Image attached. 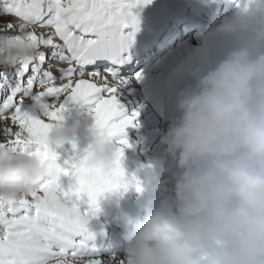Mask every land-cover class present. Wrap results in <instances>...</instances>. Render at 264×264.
Listing matches in <instances>:
<instances>
[{
  "label": "clouds",
  "instance_id": "9594fccd",
  "mask_svg": "<svg viewBox=\"0 0 264 264\" xmlns=\"http://www.w3.org/2000/svg\"><path fill=\"white\" fill-rule=\"evenodd\" d=\"M231 19L215 31L253 36L230 50L214 67L194 74L195 83L178 97V117L161 138L170 159L166 181L152 163L137 175L150 197L143 215L123 229L121 264H264V5L255 24L241 25L258 0H236ZM11 43L0 38V65L14 67L37 55L26 32ZM38 107V106H37ZM86 123V122H85ZM90 153L83 164L86 187L111 174L117 143L87 124ZM77 120L57 121L47 135L58 151L76 144ZM50 179L48 166L27 151L0 148V204L8 205Z\"/></svg>",
  "mask_w": 264,
  "mask_h": 264
},
{
  "label": "snow or ice",
  "instance_id": "6c2138e0",
  "mask_svg": "<svg viewBox=\"0 0 264 264\" xmlns=\"http://www.w3.org/2000/svg\"><path fill=\"white\" fill-rule=\"evenodd\" d=\"M150 3L0 0V17H9L0 21V38L17 43L26 32L38 50L31 62L0 65V148L27 151L50 173L37 191L0 204V264H104L90 227L98 200L106 192L140 190L137 175L122 167L131 147L125 130L137 126L139 112H127L119 96L128 83L126 53L139 30L132 10ZM76 104L87 105L94 128L118 145L99 187L84 183L90 146L73 143L62 156L47 143L50 128ZM62 177L69 178L67 186Z\"/></svg>",
  "mask_w": 264,
  "mask_h": 264
},
{
  "label": "bare ground",
  "instance_id": "6f19581e",
  "mask_svg": "<svg viewBox=\"0 0 264 264\" xmlns=\"http://www.w3.org/2000/svg\"><path fill=\"white\" fill-rule=\"evenodd\" d=\"M219 0H164L158 7L156 15L144 14L139 22V30L134 34L127 56H143L148 46V42H154L161 35L163 30L171 29L173 36L177 35L178 28L190 29L193 32L181 35L178 39L183 43L173 48L168 57H163L156 61L154 69L140 73L142 78L137 80L136 74L125 76L128 83L120 90V102L127 112L137 110L139 116L134 122L137 126L126 128V136L131 147L125 148L122 166L126 173L137 166H142L156 160L168 157L165 146L161 143L167 127L160 119L155 117L154 110L165 101L173 98V88L171 80L177 73L184 70H199L206 72L222 59L230 50L240 46L253 36L249 30H238L233 34H221L215 31L214 21ZM259 5H264V0H258V5H253L248 16L238 18V23L245 25L255 24L261 16ZM212 9V10H211ZM9 17H0V21ZM204 32L201 38H194L195 33ZM16 34V33H12ZM157 57H161L158 53ZM0 70H3L0 68ZM11 71V69H8ZM161 70H166L168 75L166 81L159 80ZM68 125H72L77 120L81 122V129L75 138V142L80 149L88 146L90 134L87 131L86 123L92 124V117L89 115L87 105H70L65 113ZM86 122V123H85ZM65 150L71 151V145H66L64 149L58 150L62 156ZM62 163V160L60 161ZM170 161L160 168L164 171L170 166ZM168 186L173 187V181L169 175L161 177ZM62 184L67 186L70 182L68 177H62ZM86 199V198H85ZM108 207L113 210L115 206L103 194L98 200L96 216L90 221V227L96 233L97 246L101 245L100 256L104 264H121L123 258L122 232L111 228L108 223L102 221L99 216ZM118 215L114 213V216Z\"/></svg>",
  "mask_w": 264,
  "mask_h": 264
}]
</instances>
